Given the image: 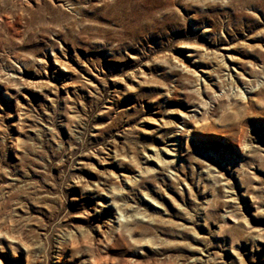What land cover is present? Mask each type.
I'll return each mask as SVG.
<instances>
[{
    "label": "rangeland",
    "instance_id": "rangeland-1",
    "mask_svg": "<svg viewBox=\"0 0 264 264\" xmlns=\"http://www.w3.org/2000/svg\"><path fill=\"white\" fill-rule=\"evenodd\" d=\"M0 114L3 264H264V0H0Z\"/></svg>",
    "mask_w": 264,
    "mask_h": 264
},
{
    "label": "bare ground",
    "instance_id": "bare-ground-1",
    "mask_svg": "<svg viewBox=\"0 0 264 264\" xmlns=\"http://www.w3.org/2000/svg\"><path fill=\"white\" fill-rule=\"evenodd\" d=\"M187 51H188V53L186 54V56L188 57V58H190V59H192L193 58V48H191V47H186L185 48ZM51 64L53 65V66H55L57 69H60V70H62L63 72H64V75L65 76H68L70 73H71V68L69 67V66H67L66 64V62L65 61H62V60H60L58 57H53V59H51ZM61 87H62V89L63 90H68L69 88H70V85L68 84V83H66V82H63V83H61ZM23 108V107H22ZM22 111V109L21 108H18L17 106H14V113H13V115H12V117L14 118V119H19V113ZM9 116L8 115H6V114H0V121H2V120H6V121H8L9 122ZM18 140H19V138H18V135H16L15 137H14V139H13V143H17L18 142ZM170 145H174V144H170ZM58 250H57V255L56 256H54L53 257V259H52V263L53 264H58V263H61V261H60V251H61V249L60 248H57ZM0 264H3L2 262H0Z\"/></svg>",
    "mask_w": 264,
    "mask_h": 264
}]
</instances>
